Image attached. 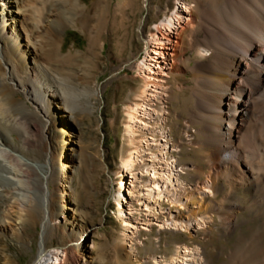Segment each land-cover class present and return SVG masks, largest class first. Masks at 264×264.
<instances>
[{"label":"bare ground","instance_id":"6f19581e","mask_svg":"<svg viewBox=\"0 0 264 264\" xmlns=\"http://www.w3.org/2000/svg\"><path fill=\"white\" fill-rule=\"evenodd\" d=\"M70 1L79 6V0ZM36 2L41 0H0V192L4 191L10 198L0 217V234L9 238L19 234L22 240L26 230L35 227L40 219L39 253L31 264H87V258L94 257L86 253H93L96 246L93 240L89 244L85 241L88 230L83 229L79 217L85 210L80 208L79 214L76 213L79 208L70 184L76 159L75 136L69 130L76 109L72 99L75 95L63 91L66 84L41 63L37 45L27 32V25L41 14ZM184 2L187 4L181 9L188 10L191 16L180 26L174 48L181 51L175 56L177 63L172 72L176 76L188 74L183 80L189 85L182 81L173 83L167 93L168 99L175 100L180 91L188 92L190 105L183 110L182 120H185L184 132L196 136L187 143L198 163L189 161L193 170L186 167L185 177L206 185L210 193L186 186L185 181L175 175L176 159L169 153L164 167L157 168L162 158L159 152L166 147L159 142L152 146V170L157 172L146 180L145 186L149 187L141 192L143 188L133 170L146 130L142 118L147 114L144 105L149 102L146 88L150 82L153 86H162L149 79L151 66L158 64L149 50L142 60L129 65L139 73L142 85L131 93L124 105V153L112 172L116 177L123 176L116 182L117 189L112 196L113 214L120 228L118 239L127 253L134 252L133 242L138 230L131 222L137 217L127 205L124 179L130 174L135 187L128 189L129 194L136 193L134 198L139 206L134 210L144 217L143 225L147 228L152 225L146 216L156 215L151 206L167 197L178 214L162 215L166 230L191 241L193 227L197 234L207 238L208 245L217 250L225 249L226 245L218 243L212 232L216 227L217 236L234 240L232 248L226 252L227 260L220 264H264V0H203L193 2V7L188 1ZM154 7L162 14L158 25L147 29L148 19L145 18L138 28L143 40L149 34L147 49L159 48L163 43L159 34L165 36V31L175 21L179 23V11L165 13L163 8ZM48 21L55 24L56 20ZM58 29L62 30L63 26ZM184 45L196 51V59H184ZM186 62H192L187 69ZM101 93L100 87L96 95ZM59 109L62 116L58 115ZM174 115L181 117L180 113ZM158 117L155 122L158 127L150 129L151 139L147 137V142H155L158 134L163 135L158 130L163 125V117ZM41 119L43 127L40 129L37 121ZM59 122L63 126L61 130L57 127ZM190 128L195 129L193 134ZM39 129L46 141L45 162L26 155L37 147ZM175 146L187 145L176 142ZM245 215L249 219H245ZM247 222H254V226L245 233L241 227ZM206 223L211 227L203 229ZM49 231L66 234L67 241L57 249H47L44 242ZM172 242L176 245L168 256L159 258L153 254L143 263L215 264L210 256L209 259L207 255L201 256L196 245Z\"/></svg>","mask_w":264,"mask_h":264},{"label":"rangeland","instance_id":"374dc122","mask_svg":"<svg viewBox=\"0 0 264 264\" xmlns=\"http://www.w3.org/2000/svg\"><path fill=\"white\" fill-rule=\"evenodd\" d=\"M184 1H188V5L191 7L194 5L193 2H203V0H148L149 5L147 6L148 2H144V0H79L77 7L70 0H41V2H36L37 7L41 8H39L40 17L34 18L35 22L32 20V24L27 25V32L37 45L35 48L38 50L37 54L41 63H45L55 78L66 84V87L62 88L63 91L73 92L75 95L72 99L76 109L69 122V130L75 136L73 145L76 159L70 184L74 190L75 203L79 208L76 213L79 214L80 208L85 210L79 214L83 229H87L89 232H86L88 236L85 237V241L89 244L93 240L96 246L93 253H86L88 256L94 257H88L87 264H144V261L149 260L153 254H157L159 258L168 256L176 245L172 242L173 240L184 241L190 246L196 245L201 256L207 255L206 259H209L210 256V260L215 264H220L227 260V253L232 248L233 239L226 240L225 237L217 236L218 230L213 224L212 232L216 236L215 238H218V243L226 245L225 249L217 250L216 247L208 245L207 238L197 234L193 227L190 229L193 235L192 242L183 235L172 234L166 230L162 225V215H166L168 212L178 214L174 204L167 197L161 198L157 204L154 202L151 206L156 215L155 217L152 214L146 216L152 225L147 228L143 225L144 217L134 210L139 206L134 198L136 193L133 192L132 196L129 194L130 187H135L130 174L125 175L124 179L127 185L125 189L127 205H130L135 212L134 216L137 217L131 222L138 230L133 242L134 247L132 246L133 253H127L120 244L118 239L119 222L113 214L112 196L114 190L117 189L116 182L123 177L112 175L124 153L123 108L131 97V93L142 85L139 73L129 65L142 60L149 50L152 52L150 55H154L158 61L157 66H151L149 79L157 84H162V86L157 85L156 87L150 82L146 88L149 102L144 105L147 114L142 115L146 123V130H144V138L141 142L143 148L136 159V169L133 170V173L135 172L137 175L139 186L143 188L141 192L148 189L149 186H145L146 180L157 172L152 170V146L159 142L161 146L165 144L166 147L160 151L161 153L159 152L162 158L156 167L162 169L166 158L171 154L177 160H174L173 164L175 175L180 177L183 182L185 181L186 186L199 187L206 193H210V189L206 185L188 181L185 177L186 167H192L190 169L193 170V165L190 162L198 163V160L193 158V151L188 147V143L193 141L196 136H190L189 133L184 132L185 120H182L185 115L183 110H186L190 105L188 92L180 91L175 100L168 99L167 93L169 86L173 83L182 81L184 85H189V82L183 80L189 77L188 74L176 76L172 72L177 63L175 56L178 51H181V48L179 50L174 48L180 26L184 25L191 16L188 10L181 9V6L187 4ZM44 2L46 3L44 4ZM154 6L163 8L162 12L165 13H170L173 10L179 11V23L175 21L172 27L165 31L166 37L159 34L163 42L159 48L151 46L150 49H147L146 40H148L149 34L147 33L143 40L138 28L145 18L148 19L147 29L152 30L155 25H158V19L162 14L157 13ZM53 12L55 15H51ZM58 14L59 16H57ZM37 18H42V21H36ZM48 19L56 20L55 24H50ZM56 22L61 23L57 24ZM58 26H63V29L59 30ZM45 45L46 47H44ZM183 50L184 59L193 61L197 58L195 50L186 45ZM186 63L184 67L187 69L192 62ZM100 87L102 93L97 96L96 90ZM19 97L22 98L21 95ZM62 113V110L59 109L58 115L62 116ZM179 113L181 117L174 115ZM158 116L163 117V125L158 129L163 135L159 136L158 134L155 142H147V137L151 139L150 129L157 126L155 122H157ZM41 122L42 119L37 121L40 129L43 127V122ZM59 123L57 127L61 130L63 126L61 122ZM40 129L36 134L37 147L29 150L26 155L30 159L45 162L46 141L42 132H39ZM190 129V133L193 134L195 129ZM15 137L19 139L18 135ZM176 142L187 146L176 147ZM156 175L158 174L156 173ZM202 178L205 179V175ZM9 201V196L4 191L0 192V217ZM182 210L180 209L184 213ZM246 217L245 215L244 218L249 219ZM253 226L254 222H247L241 229L248 233ZM208 227H211L210 223L203 224V229ZM40 229V219H38L35 227L30 226L26 230L22 240L19 238V234L12 238L0 234V264H7L6 260L10 261L9 264H31L39 253ZM65 236L66 234L62 235L59 231H49L44 245L47 249H57L67 241Z\"/></svg>","mask_w":264,"mask_h":264}]
</instances>
